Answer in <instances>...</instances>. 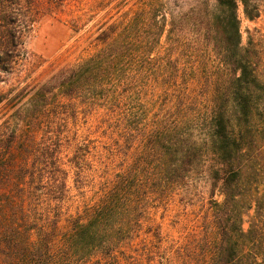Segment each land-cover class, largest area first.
Returning a JSON list of instances; mask_svg holds the SVG:
<instances>
[{
	"label": "trees",
	"instance_id": "trees-1",
	"mask_svg": "<svg viewBox=\"0 0 264 264\" xmlns=\"http://www.w3.org/2000/svg\"><path fill=\"white\" fill-rule=\"evenodd\" d=\"M260 1L0 0V264H264ZM62 15L97 49L39 82L26 40Z\"/></svg>",
	"mask_w": 264,
	"mask_h": 264
},
{
	"label": "rangeland",
	"instance_id": "rangeland-1",
	"mask_svg": "<svg viewBox=\"0 0 264 264\" xmlns=\"http://www.w3.org/2000/svg\"><path fill=\"white\" fill-rule=\"evenodd\" d=\"M70 1L74 2L78 0ZM140 1L143 0H110L107 6L96 9H102L98 12V15L107 13L116 16L125 12L132 15V12L140 5ZM165 1L160 0L161 3H165ZM68 9H72V7ZM237 17L239 20L242 45L258 52L262 59L260 76L264 80V0L260 1L259 16L253 21L248 20L244 16L240 5L238 6ZM68 19L69 17L62 15L61 23L45 22L26 40L28 53L34 55L40 61L38 69L33 74V78L39 82L47 79L57 67L83 59L97 49L95 43L92 41L95 37L92 33L100 17H92L87 25L77 33L72 32L68 24H64L65 20ZM87 19L88 17H85V20ZM0 87L6 88L7 86L0 84ZM183 209L184 207L181 205L174 204L169 207V211L164 213V218L161 220L164 234L176 238L188 231L191 225V222L188 220L192 216H189L185 221L184 216H178L181 221L179 220V222L174 224L176 220L175 215L183 212ZM187 211L190 210L187 209ZM162 214L163 211L160 210L158 217Z\"/></svg>",
	"mask_w": 264,
	"mask_h": 264
}]
</instances>
